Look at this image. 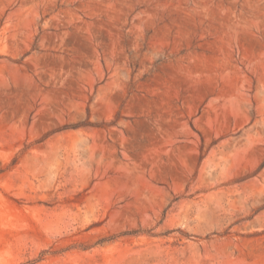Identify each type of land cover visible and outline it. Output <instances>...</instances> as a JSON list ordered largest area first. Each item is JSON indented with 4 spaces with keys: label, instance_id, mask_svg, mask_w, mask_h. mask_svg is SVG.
I'll return each instance as SVG.
<instances>
[{
    "label": "rangeland",
    "instance_id": "rangeland-1",
    "mask_svg": "<svg viewBox=\"0 0 264 264\" xmlns=\"http://www.w3.org/2000/svg\"><path fill=\"white\" fill-rule=\"evenodd\" d=\"M0 264H264V0H0Z\"/></svg>",
    "mask_w": 264,
    "mask_h": 264
}]
</instances>
